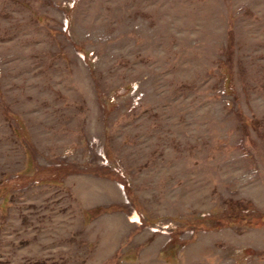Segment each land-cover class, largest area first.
Masks as SVG:
<instances>
[{
  "label": "rangeland",
  "instance_id": "1",
  "mask_svg": "<svg viewBox=\"0 0 264 264\" xmlns=\"http://www.w3.org/2000/svg\"><path fill=\"white\" fill-rule=\"evenodd\" d=\"M0 264H264V0H0Z\"/></svg>",
  "mask_w": 264,
  "mask_h": 264
}]
</instances>
